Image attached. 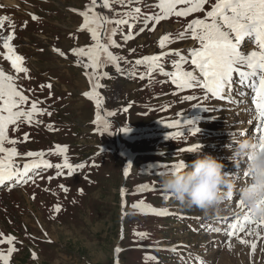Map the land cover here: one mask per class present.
I'll list each match as a JSON object with an SVG mask.
<instances>
[{"label": "rangeland", "instance_id": "374dc122", "mask_svg": "<svg viewBox=\"0 0 264 264\" xmlns=\"http://www.w3.org/2000/svg\"><path fill=\"white\" fill-rule=\"evenodd\" d=\"M225 1L0 0V264H264L246 191L264 143L234 90L258 51L216 30ZM106 48L121 68L90 75ZM221 49L239 73L224 100L196 72Z\"/></svg>", "mask_w": 264, "mask_h": 264}, {"label": "bare ground", "instance_id": "6f19581e", "mask_svg": "<svg viewBox=\"0 0 264 264\" xmlns=\"http://www.w3.org/2000/svg\"><path fill=\"white\" fill-rule=\"evenodd\" d=\"M3 1L9 5L16 2H14V0ZM251 1H253L254 4H252ZM251 4L253 6H251ZM233 14L237 19H234ZM245 26H252L262 38L261 50L259 54L253 57L250 62L246 64L248 68H250L251 65H256L255 67L258 68V73L252 77L246 76L244 79V85L246 81L245 86L253 88L255 91V98H257V102L255 103L256 111H254L253 127L255 123L257 126H260L258 130L254 129V132L258 133V136H252L251 134L250 136L255 139L254 145L256 143L261 145L264 143V0H226L216 15L215 28L221 33V35L223 34L227 38L226 41H229V38L231 37L230 28L233 29L232 33L236 36L238 34L237 31L240 28L243 29ZM240 37H242V35ZM229 45L232 47V45L230 43L228 44V42L225 47H229ZM207 64L212 66L211 69H209V65L207 69H204L205 66H198L200 69L196 72L200 74L206 86H208L216 96L223 100L225 98H229L231 96L230 91H233L232 86L229 84V78L230 76H233L234 73L230 69L228 54H218L210 63ZM252 102H254V100ZM232 107L234 108L236 106L233 105ZM195 145H199L197 140L194 143V146ZM258 154L259 153L255 150L251 155L252 166L253 163H256V161L259 160ZM5 172L6 170L0 171V179L6 176V174H4ZM253 179L254 182H251L246 191L252 192L251 197L247 201V207L255 213L264 207V178L261 175H258ZM2 180L4 181V178ZM2 180H0V184L3 183Z\"/></svg>", "mask_w": 264, "mask_h": 264}, {"label": "water", "instance_id": "95a60500", "mask_svg": "<svg viewBox=\"0 0 264 264\" xmlns=\"http://www.w3.org/2000/svg\"><path fill=\"white\" fill-rule=\"evenodd\" d=\"M123 185H124V183H123Z\"/></svg>", "mask_w": 264, "mask_h": 264}]
</instances>
